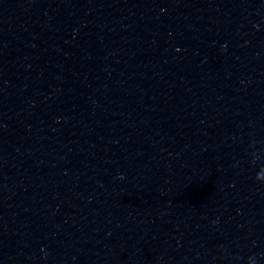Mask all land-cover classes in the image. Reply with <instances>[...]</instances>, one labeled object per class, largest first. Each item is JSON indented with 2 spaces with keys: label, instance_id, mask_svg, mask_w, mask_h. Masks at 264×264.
I'll return each instance as SVG.
<instances>
[{
  "label": "water",
  "instance_id": "obj_1",
  "mask_svg": "<svg viewBox=\"0 0 264 264\" xmlns=\"http://www.w3.org/2000/svg\"><path fill=\"white\" fill-rule=\"evenodd\" d=\"M0 264H264V0H0Z\"/></svg>",
  "mask_w": 264,
  "mask_h": 264
},
{
  "label": "clouds",
  "instance_id": "obj_2",
  "mask_svg": "<svg viewBox=\"0 0 264 264\" xmlns=\"http://www.w3.org/2000/svg\"><path fill=\"white\" fill-rule=\"evenodd\" d=\"M260 173H261V171L258 172L257 175H256V177H255V179H256L257 182H261V179H258V177L260 176Z\"/></svg>",
  "mask_w": 264,
  "mask_h": 264
}]
</instances>
